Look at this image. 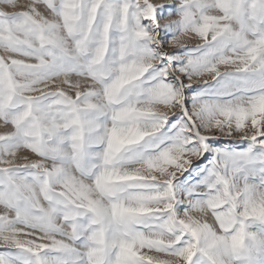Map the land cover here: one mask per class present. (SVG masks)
<instances>
[{
  "label": "snow or ice",
  "instance_id": "6c2138e0",
  "mask_svg": "<svg viewBox=\"0 0 264 264\" xmlns=\"http://www.w3.org/2000/svg\"><path fill=\"white\" fill-rule=\"evenodd\" d=\"M0 5V264H264V0Z\"/></svg>",
  "mask_w": 264,
  "mask_h": 264
},
{
  "label": "rangeland",
  "instance_id": "374dc122",
  "mask_svg": "<svg viewBox=\"0 0 264 264\" xmlns=\"http://www.w3.org/2000/svg\"><path fill=\"white\" fill-rule=\"evenodd\" d=\"M20 2L23 3L24 0H20ZM164 2H167V0H164ZM0 10L20 11L21 9H19V8H17V9H11V8H6L3 5H0ZM190 46H194V44H191ZM223 70L224 69L222 68L221 71H223ZM204 79H208L209 80V83H211V77H203V78H201V80H200L199 83L202 84ZM194 86H197L198 87L199 84L194 85ZM6 130H10V129H6L2 125H0V133H3ZM219 143L225 144V145L231 144L234 147H236V146H240V147L246 146V142L240 141L239 136H233V137H230V138L229 137H223L222 136V137L219 138ZM0 251H2V249H0Z\"/></svg>",
  "mask_w": 264,
  "mask_h": 264
}]
</instances>
